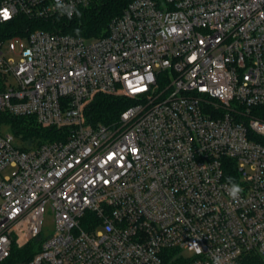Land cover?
<instances>
[{
	"label": "built area",
	"instance_id": "2783aa9c",
	"mask_svg": "<svg viewBox=\"0 0 264 264\" xmlns=\"http://www.w3.org/2000/svg\"><path fill=\"white\" fill-rule=\"evenodd\" d=\"M100 1L0 0V24L50 26L0 37V124L67 129L29 149L0 131V264H264V0H123L106 35L63 31ZM98 94L129 105L91 122Z\"/></svg>",
	"mask_w": 264,
	"mask_h": 264
},
{
	"label": "trees",
	"instance_id": "16d2710c",
	"mask_svg": "<svg viewBox=\"0 0 264 264\" xmlns=\"http://www.w3.org/2000/svg\"><path fill=\"white\" fill-rule=\"evenodd\" d=\"M125 2L123 0H101L88 7L80 8L76 14L58 22L65 23L63 31L87 39L99 38L107 34L112 19L120 14ZM41 28L50 29L48 22L32 20L21 15L12 22L0 24V37L12 36L15 34H26L27 32ZM5 78L0 74V91L5 89ZM129 105L121 98L106 94H98L88 108V119L91 122L110 123L119 118L120 113ZM11 119L14 130L22 140L29 141L30 145L22 146L31 148L46 141L67 137V129L41 126L34 117L11 116L3 114L2 117ZM37 239L32 240L26 247H15L12 253V260L30 259L39 248L33 250Z\"/></svg>",
	"mask_w": 264,
	"mask_h": 264
},
{
	"label": "rangeland",
	"instance_id": "374dc122",
	"mask_svg": "<svg viewBox=\"0 0 264 264\" xmlns=\"http://www.w3.org/2000/svg\"><path fill=\"white\" fill-rule=\"evenodd\" d=\"M16 44L19 45V41L17 40L16 41ZM15 56L16 59L18 60L19 59V56L15 55V54H10V56ZM8 85L12 86V85H16L17 84V80L14 76H9L8 77ZM0 131L2 134L6 135V136H9L12 141L15 143V144H18V145H21V146H25V145H30L29 144V141H24L22 140V138L20 137V135L18 133L15 132L14 130V125L12 124L11 122V119L9 118H6V117H2L1 116V124H0ZM55 231V222H54V217H53V213L51 212V210H49L46 214V217H45V224H44V227H43V232H42V235L41 237H48L50 236L51 234H53ZM40 243V239L36 240L33 245V250H35L38 245ZM191 254L189 253V256Z\"/></svg>",
	"mask_w": 264,
	"mask_h": 264
},
{
	"label": "clouds",
	"instance_id": "9594fccd",
	"mask_svg": "<svg viewBox=\"0 0 264 264\" xmlns=\"http://www.w3.org/2000/svg\"><path fill=\"white\" fill-rule=\"evenodd\" d=\"M3 19H5V20L10 19V16H8V15L7 16H4ZM174 30L175 29H173V31ZM228 179H229V184H230V187L228 188V195L233 200H238L240 194L243 192V189H242V187L239 184L233 182V180H232L231 177H229ZM190 247L197 254H199L202 251V249L200 248V246L197 245L196 243H193ZM214 264H221V259H220L219 256H217V257L214 258Z\"/></svg>",
	"mask_w": 264,
	"mask_h": 264
},
{
	"label": "snow or ice",
	"instance_id": "6c2138e0",
	"mask_svg": "<svg viewBox=\"0 0 264 264\" xmlns=\"http://www.w3.org/2000/svg\"><path fill=\"white\" fill-rule=\"evenodd\" d=\"M4 15L7 16L8 15L7 12H5Z\"/></svg>",
	"mask_w": 264,
	"mask_h": 264
}]
</instances>
